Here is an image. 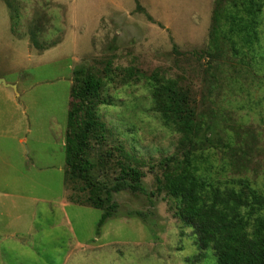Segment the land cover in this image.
Instances as JSON below:
<instances>
[{
  "label": "rangeland",
  "instance_id": "374dc122",
  "mask_svg": "<svg viewBox=\"0 0 264 264\" xmlns=\"http://www.w3.org/2000/svg\"><path fill=\"white\" fill-rule=\"evenodd\" d=\"M215 2L0 0V78L16 86L0 84V264H216L157 191L160 162L180 154L183 135L153 93L169 81L185 93L213 140L196 151L210 166L204 177L264 193V40L252 52L216 48ZM79 68L103 84L95 101L108 132L92 140L95 177L115 181L120 147L144 173L145 192L114 194L118 217L100 235L102 211L65 175Z\"/></svg>",
  "mask_w": 264,
  "mask_h": 264
},
{
  "label": "trees",
  "instance_id": "16d2710c",
  "mask_svg": "<svg viewBox=\"0 0 264 264\" xmlns=\"http://www.w3.org/2000/svg\"><path fill=\"white\" fill-rule=\"evenodd\" d=\"M263 13L264 0H216L212 43L218 48L222 40L233 44L235 50L239 44L252 52L264 40L260 31ZM102 87L100 78L84 68L74 72L72 96L80 107L74 106L68 114L65 142L66 179L71 183L81 181L89 192L87 202L102 211L97 224L99 235L108 220L118 217L114 194L145 192L144 173L134 165L137 159L121 147V171L115 181L110 185L95 177L98 164L90 156L92 140L103 143L108 132L95 101ZM153 93L162 102L164 116L173 118L183 135L180 154L160 162L164 170L156 179L157 191L177 202L175 217L193 228L202 251L212 249L216 264H264V193L248 180L229 186L204 177L210 166L206 167L208 161L196 151L211 146L213 140L203 133L201 122L188 113L185 93L171 81L162 86L154 84ZM129 215L145 221L141 213Z\"/></svg>",
  "mask_w": 264,
  "mask_h": 264
},
{
  "label": "water",
  "instance_id": "95a60500",
  "mask_svg": "<svg viewBox=\"0 0 264 264\" xmlns=\"http://www.w3.org/2000/svg\"><path fill=\"white\" fill-rule=\"evenodd\" d=\"M0 84H5L7 87H12V88L16 89V86L7 84L3 78H0Z\"/></svg>",
  "mask_w": 264,
  "mask_h": 264
}]
</instances>
